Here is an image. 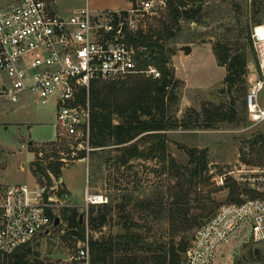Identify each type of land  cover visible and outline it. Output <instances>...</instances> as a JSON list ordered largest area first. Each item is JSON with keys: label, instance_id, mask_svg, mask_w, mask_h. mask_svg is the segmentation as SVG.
<instances>
[{"label": "rangeland", "instance_id": "obj_1", "mask_svg": "<svg viewBox=\"0 0 264 264\" xmlns=\"http://www.w3.org/2000/svg\"><path fill=\"white\" fill-rule=\"evenodd\" d=\"M15 1L0 0V7ZM61 1L68 3L71 0ZM93 1L107 3L106 0ZM171 1L166 7H156L141 18L135 35L138 38L140 33L154 37L159 35L166 40L170 49L166 54V64L172 69L173 81L177 83L176 99L172 103L174 113H171L174 115L176 112L179 119L192 121L198 116L203 120L202 112L206 107L213 105L228 110L233 102L223 83L226 69L218 63L214 44L218 38L229 36L222 41H228L235 49L237 38L231 39V36L238 30L239 18L249 31L257 20L264 22V0H237L239 5L234 7L232 0H205L202 13L207 11L204 14L208 15V19L207 24L200 26L182 18L179 9L185 0ZM186 44L191 45L188 53L182 48ZM155 61L148 56L139 66L144 68L151 64L160 70ZM255 68V58L250 56L245 76L247 87L249 78L257 75ZM139 74L151 77L144 72ZM136 75L112 82L118 83V91H123L119 88L122 83L129 84ZM2 76L6 79V75ZM105 84L109 86L107 90L112 86L107 80L98 83ZM258 101L264 105V88ZM241 102V99H236V105L241 107ZM55 123L54 101L43 104L36 94L30 92H21L17 102H12L6 95L0 96V185L18 182L33 184L38 181L54 186L51 189L56 198L53 215L54 220L58 219L57 224L54 221L51 223L48 231L16 249L12 261L24 257L28 264H73L74 259H68L76 255L87 233L90 240L102 242L104 256L113 264H121L125 257L152 255V250L130 246L124 240L128 229L142 233L149 242L163 244L173 239L176 243L179 241L181 234L173 233L179 220L169 216V209L175 206L171 202L170 191L175 189L176 179L171 174L167 156H133L122 163L125 146L112 144L98 150L102 161L98 164L91 150L87 151L84 140L76 141L67 136L56 129ZM258 131L264 133V125L251 121L240 126L216 121L213 128L178 126L166 131L167 152L179 165L191 166L188 149L194 147L207 151L205 172L185 181L189 200L187 203L180 202L178 206L182 209L181 214L185 208L187 210L185 222L190 228L184 232L189 243L196 228L210 218L221 204L264 197L263 180L240 178L242 175H263L264 159L258 165L245 162V159L254 157L250 141ZM139 136L133 141L139 150H144L149 142ZM77 142H82L84 147H75ZM55 162L60 165L58 174L45 170L49 163ZM87 188L90 194L102 195L104 200L86 203ZM104 204L107 206H102ZM78 216L81 225L72 228L69 220ZM215 262L264 264V246L242 229L219 248Z\"/></svg>", "mask_w": 264, "mask_h": 264}, {"label": "built area", "instance_id": "obj_2", "mask_svg": "<svg viewBox=\"0 0 264 264\" xmlns=\"http://www.w3.org/2000/svg\"><path fill=\"white\" fill-rule=\"evenodd\" d=\"M165 2L138 0L126 10L99 11L86 4L67 15L57 13L50 0H16L0 7V72L6 75L0 96L17 102L21 92H30L43 104L54 101L56 129L76 141L84 140L89 152L93 149L92 81H117L141 72L153 78L161 76L151 64L139 66L149 55L136 43L135 31L141 18ZM250 37L257 75L249 78L247 110L252 123L264 125V105L258 101L264 88V22L252 26ZM75 147L84 144L77 142ZM240 178L264 181V170L262 176ZM52 188L38 181L0 185L1 253H12L48 231L56 207ZM103 200L102 195L90 194L86 189V203ZM242 229L264 246V197L221 204L194 231L183 264H216L219 248ZM73 259V264H93L88 233L76 255L68 260Z\"/></svg>", "mask_w": 264, "mask_h": 264}, {"label": "trees", "instance_id": "obj_3", "mask_svg": "<svg viewBox=\"0 0 264 264\" xmlns=\"http://www.w3.org/2000/svg\"><path fill=\"white\" fill-rule=\"evenodd\" d=\"M166 0L163 5L166 7ZM205 0H185L182 1V8L179 12L184 20L196 22L197 26L207 24L208 15L202 13ZM231 5L238 6L237 0H232ZM257 23H260L257 20ZM255 23V24H257ZM254 24V25H255ZM251 31V30H250ZM250 31L247 25L241 23L239 18L238 30L231 36L236 39V47L232 49L227 40L229 36H224V39L218 38L214 44V52L219 65L226 69L223 83L227 86V91L231 94L233 101L228 110H224L219 106H211L203 109V120L198 116L192 121L179 119L175 114L171 113L172 103L176 99V81H173V72L166 64L167 52L169 48L166 40L161 36L154 37L153 35L141 34V37L136 36V43L145 45L149 57L156 60L155 62L161 70V76L158 78L142 77L139 73H134L128 77L137 74L129 84L124 81L123 91H118L116 82L111 81L109 86L98 85L100 79L92 81L90 85V102L92 108V122L90 130V145L93 147L90 153L93 159L102 163L100 160L101 153L98 150H103L105 146L112 144H123L124 152L122 163H125L133 156H159L169 158L168 165L171 169L172 176L175 177V189H171V202L175 204L169 209L171 219L177 218L179 224L175 225L174 234H181L177 243L175 240L165 243H155L147 241L142 233L133 230L125 231V239L130 246H140L145 250H152V255L125 257L121 264H183V253L189 243L184 230H188L190 225L187 224V210L184 209L181 214V208H178L179 203H187L189 192L185 190V181L192 180L195 177L203 175L207 168V151L205 149L190 148L189 164L191 166H182L176 163L175 158L167 152L166 148V131L169 129L183 126L185 128H195L203 126L204 128L215 127L216 121H228L237 126L246 124L250 121L247 110L246 94L247 80L246 74L248 70V61L250 56H256L251 42ZM244 39L239 42L238 40ZM238 42V43H237ZM171 53V52H170ZM141 76V77H140ZM108 81V80H107ZM119 80H117L118 82ZM79 98L84 99V91H80ZM241 99L242 106L236 105V99ZM174 113V110L172 111ZM146 116V117H143ZM115 119H118L115 121ZM140 135V136H139ZM137 136L145 138L149 144L144 150H139L133 141ZM251 153L254 154L252 159H245V162L256 165L261 164L264 159V133L258 131L253 135L250 141ZM258 145V147H255ZM254 146V147H253ZM98 147H100L98 149ZM254 159L256 161H254ZM36 162V161H35ZM49 163L45 168L49 172L58 174L60 165ZM37 163H35L36 169ZM40 166H37L39 168ZM41 168V167H40ZM102 206H107L104 204ZM95 216L92 217L94 219ZM104 218V217H103ZM102 218V219H103ZM174 222V221H173ZM175 223V222H174ZM71 227L80 226V216L72 217L69 220ZM102 242L90 240V249L92 254V262H102L103 264H113L105 258ZM134 248V247H133ZM14 253H1L0 264H28V260L24 257L11 260Z\"/></svg>", "mask_w": 264, "mask_h": 264}, {"label": "crops", "instance_id": "obj_4", "mask_svg": "<svg viewBox=\"0 0 264 264\" xmlns=\"http://www.w3.org/2000/svg\"><path fill=\"white\" fill-rule=\"evenodd\" d=\"M50 1L52 3L54 10L57 13L67 15L86 4L95 11L104 10V9L126 10V9H129L138 0H132V1L131 0L107 1L106 0L107 3L93 1V0H71L68 3H65L61 0H50ZM2 75L4 74L0 72V84L2 83L4 79Z\"/></svg>", "mask_w": 264, "mask_h": 264}, {"label": "water", "instance_id": "obj_5", "mask_svg": "<svg viewBox=\"0 0 264 264\" xmlns=\"http://www.w3.org/2000/svg\"><path fill=\"white\" fill-rule=\"evenodd\" d=\"M182 48H183L185 53H188L191 50V45L186 44V45H183ZM57 222H58V219L55 218L54 223L57 224Z\"/></svg>", "mask_w": 264, "mask_h": 264}, {"label": "bare ground", "instance_id": "obj_6", "mask_svg": "<svg viewBox=\"0 0 264 264\" xmlns=\"http://www.w3.org/2000/svg\"><path fill=\"white\" fill-rule=\"evenodd\" d=\"M96 198H97V199H99V197H98V196H97Z\"/></svg>", "mask_w": 264, "mask_h": 264}]
</instances>
